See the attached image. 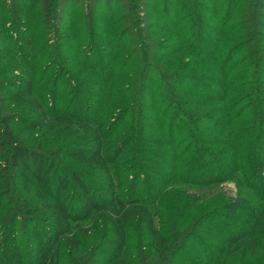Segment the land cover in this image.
I'll return each instance as SVG.
<instances>
[{"label":"trees","instance_id":"obj_1","mask_svg":"<svg viewBox=\"0 0 264 264\" xmlns=\"http://www.w3.org/2000/svg\"><path fill=\"white\" fill-rule=\"evenodd\" d=\"M0 264H264V0H0Z\"/></svg>","mask_w":264,"mask_h":264},{"label":"rangeland","instance_id":"obj_2","mask_svg":"<svg viewBox=\"0 0 264 264\" xmlns=\"http://www.w3.org/2000/svg\"><path fill=\"white\" fill-rule=\"evenodd\" d=\"M52 69L54 72V68ZM23 137L25 138V140H27V142H31L32 144H38L44 138L50 140L52 138V133L50 131H45L43 133L42 132L24 133Z\"/></svg>","mask_w":264,"mask_h":264}]
</instances>
